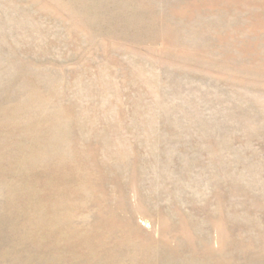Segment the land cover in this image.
I'll use <instances>...</instances> for the list:
<instances>
[{"label":"rangeland","instance_id":"rangeland-1","mask_svg":"<svg viewBox=\"0 0 264 264\" xmlns=\"http://www.w3.org/2000/svg\"><path fill=\"white\" fill-rule=\"evenodd\" d=\"M0 264H264V0H0Z\"/></svg>","mask_w":264,"mask_h":264}]
</instances>
